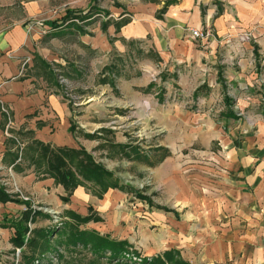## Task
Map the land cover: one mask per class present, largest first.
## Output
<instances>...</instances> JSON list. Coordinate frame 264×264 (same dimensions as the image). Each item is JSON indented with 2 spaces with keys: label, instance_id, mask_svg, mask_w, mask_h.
<instances>
[{
  "label": "rangeland",
  "instance_id": "obj_1",
  "mask_svg": "<svg viewBox=\"0 0 264 264\" xmlns=\"http://www.w3.org/2000/svg\"><path fill=\"white\" fill-rule=\"evenodd\" d=\"M138 1L146 3L149 0H0V18L6 26L22 25L27 30L39 32L40 52L44 50V54H51V85L70 109L73 135L84 145H92L87 152L113 173L119 186L104 193L95 182H87L86 193L100 202L113 190L126 195L116 218L113 211H95L93 207L83 214L76 208L80 204L65 208L72 195L63 196L67 201L61 196L62 205L37 203L28 195L25 196L29 200L13 197L20 202L18 204L26 205L25 211H31L35 218V223L29 224L35 247L22 250L12 243L15 235L10 230L14 229L11 222L21 216L14 219L1 217L0 264H127L113 259L111 251L98 250L95 238L98 233L121 241L119 238L129 232L135 241L129 242L132 248L121 257L129 259V254L133 262L142 260L140 264H144L155 257L150 255L151 250L164 238L163 227L149 223V219L165 212L157 208L164 205L160 203L165 177L169 173L174 177L182 176L190 188L197 181L195 171L201 168L207 171L211 157L221 156L225 150L221 145L222 138L235 122L244 123L249 118L240 110L239 102L243 99L240 97L243 94L256 98V93L244 91L246 88L240 85H222L226 81L223 77H229L226 75L228 70H236L234 64L223 71L221 66L166 64L148 50L147 42L137 45L138 40L123 41L125 54L108 53L103 49L102 41L113 46L117 42L116 23H123L129 17L120 22L116 19L124 14L126 5ZM161 1L168 5L178 0ZM68 11L91 18L83 23L75 20V25L81 27L79 30L70 22H64ZM54 22L60 27L54 29ZM244 35L247 42L255 39L251 32ZM81 38L90 45L84 46ZM64 61L65 66L60 64ZM111 65H115L112 73ZM256 65L261 75L258 84H264V65L259 57ZM104 77H113L110 78L113 84H103ZM83 86L89 87L87 92L92 97H82L85 95L80 93ZM226 95L234 102L232 107L237 119L220 118ZM260 101L264 103L262 98ZM25 151L24 146L20 155L23 153L24 156ZM4 180L0 187L3 186L6 193L16 188L23 190L11 170ZM78 215L94 220L79 223ZM97 218L99 222H95ZM100 227L110 229L111 233L100 232ZM77 231H87V235L79 237ZM132 251L141 255V260H136ZM155 251H159L156 256L166 252Z\"/></svg>",
  "mask_w": 264,
  "mask_h": 264
},
{
  "label": "crops",
  "instance_id": "obj_2",
  "mask_svg": "<svg viewBox=\"0 0 264 264\" xmlns=\"http://www.w3.org/2000/svg\"><path fill=\"white\" fill-rule=\"evenodd\" d=\"M165 5L161 0L128 3L124 14L116 19L120 22L129 17L127 25L118 33L114 30L118 39L114 46L102 41L103 49L125 54L123 41L138 40L137 45L147 42L148 50L166 64L221 66L222 71L234 64L236 70H228L229 77H223L226 81L222 85H240L244 91L255 92L256 98L241 94L240 110L249 118L244 123L235 122L222 138L225 150L221 156L211 157L207 171L201 167L203 171H195L197 181L190 188L182 176L169 173L165 177L160 203L164 205L160 207L168 211L149 219V223L163 227L164 238L155 243L150 255L156 256L157 249H174L192 264H264V103L260 101H264V84H258L261 75L256 65L257 57L264 65V0H178ZM207 27L213 31L212 39H193L191 29ZM250 32L253 42L241 38ZM40 43L39 32L22 25L6 26L0 18V182L11 170L24 195L37 203L62 205L61 196H67L65 188L57 186L53 178H39L31 162L20 155L21 148L31 138L52 149L83 147L90 152L92 145H84L73 135L70 109L51 85V54L40 52ZM60 64L65 66L66 62ZM88 89H80L86 99L92 97ZM225 97L228 95L224 96V111L230 109L234 117L220 118L237 119ZM125 197L113 190L100 202L80 186L65 208L80 204L76 208L83 214L89 207L116 214ZM25 208L17 202L0 203V220L4 216L18 218ZM10 230L15 235V230ZM99 231L111 233L101 227ZM131 234L119 239L133 242Z\"/></svg>",
  "mask_w": 264,
  "mask_h": 264
},
{
  "label": "trees",
  "instance_id": "obj_3",
  "mask_svg": "<svg viewBox=\"0 0 264 264\" xmlns=\"http://www.w3.org/2000/svg\"><path fill=\"white\" fill-rule=\"evenodd\" d=\"M165 9H163L164 11ZM90 15H84L81 13H76L72 11H68L64 16V22H70L72 27H78L80 30L81 27L79 25H75V20H79L85 22L89 20ZM128 21H124L123 23L117 24V32L120 29L127 25ZM58 22H54L53 28L56 29L60 27L57 25ZM107 27V26H106ZM51 30V29H50ZM82 31V30H81ZM84 34H87L84 32ZM115 65H111V73L113 72ZM106 68V67H105ZM61 73V72H60ZM110 78L113 77H104L102 79V83H111ZM225 101L228 102L229 108L233 106V102L229 101L228 97H225ZM232 102V103H230ZM226 116L228 118H233L234 115L230 109L221 113V116ZM72 132H74L73 128H71ZM21 135V132L20 134ZM17 142V141H16ZM24 160H29L31 164L34 166V172L37 174L39 178H53L55 181L64 186L67 196L73 195V192L76 188L82 186L87 187V182H95L97 186H99L102 192L107 193L108 189H118L119 186L117 182L114 181V175L112 172L108 171L103 165L99 164L94 160L93 156L89 154L84 148L81 149H71V148H58L52 149L51 146L46 145L42 142L33 140L32 138L27 142L25 158ZM63 200L67 201V199ZM17 200L13 198L10 194L6 193L5 188L0 187V203H8V202H16ZM17 203H20L17 201ZM160 210H163L161 207H157ZM168 211V209H164ZM76 219L79 223H89L92 221V217H81L77 216ZM99 218L95 219V222H99ZM35 223V218L32 216V212L27 210L25 211L20 218L13 220L11 222V227L15 229V236L12 239V243L14 246L19 249H26L35 247V239L32 237L33 231H30L29 224ZM77 236L82 237L87 235V231H77L75 232ZM30 234L29 238L27 236ZM96 244L98 243V250L105 252L111 251L112 258L116 259L118 262L126 261L127 264H140L143 261L141 260V255L137 252H133L135 255L134 258L136 260L140 259V263L138 261H132V256L126 259L125 257H121L122 255L127 254L128 250L131 247L130 243L125 240H114L108 236H101L98 233L96 234ZM51 234L47 237L50 238ZM84 238V237H83ZM118 257H121L118 259ZM144 264H192L186 261L177 250L166 251L163 255H157L152 259H148ZM152 260V261H151ZM129 262V263H128ZM133 262V263H132ZM112 264V263H110ZM118 264V263H117ZM121 264V263H120Z\"/></svg>",
  "mask_w": 264,
  "mask_h": 264
},
{
  "label": "built area",
  "instance_id": "obj_4",
  "mask_svg": "<svg viewBox=\"0 0 264 264\" xmlns=\"http://www.w3.org/2000/svg\"><path fill=\"white\" fill-rule=\"evenodd\" d=\"M190 33L193 37V39L195 40H199V41H209L210 39H212L214 37L213 31L211 30L210 27H207L205 29H191ZM246 36L242 35V39L246 40L245 38ZM0 104H2L1 100H0ZM5 111V113L7 112L5 109L3 110ZM8 185V184H7ZM12 196H16L19 197L20 199L23 200H29V198H27L20 189L16 188L15 190H13L12 192L9 193Z\"/></svg>",
  "mask_w": 264,
  "mask_h": 264
}]
</instances>
